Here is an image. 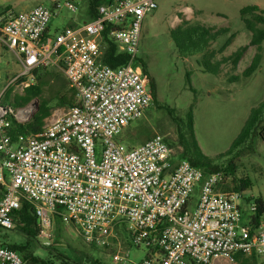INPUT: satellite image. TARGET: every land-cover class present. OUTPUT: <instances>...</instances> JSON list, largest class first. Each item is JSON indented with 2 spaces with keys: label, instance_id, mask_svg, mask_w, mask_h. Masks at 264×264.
Masks as SVG:
<instances>
[{
  "label": "built area",
  "instance_id": "1",
  "mask_svg": "<svg viewBox=\"0 0 264 264\" xmlns=\"http://www.w3.org/2000/svg\"><path fill=\"white\" fill-rule=\"evenodd\" d=\"M79 3L67 0L66 6L78 12ZM157 7L158 0H111L98 7L96 17L56 32L54 13L44 5L0 12V46L22 69L13 82L39 68H57L75 99L45 120L41 135H20L13 142L10 117L25 123L30 110L17 112L1 101L5 90L0 93V233L15 229L26 201L40 237L53 240L60 217L89 246L116 247L117 264L235 263L239 254L264 256L258 197L222 190L223 172L177 159L160 134L133 148L117 140L153 103L138 59L144 20ZM105 33L126 64L104 62ZM120 233L149 250L147 257L130 263L116 243ZM0 264L27 262L0 238Z\"/></svg>",
  "mask_w": 264,
  "mask_h": 264
},
{
  "label": "rangeland",
  "instance_id": "2",
  "mask_svg": "<svg viewBox=\"0 0 264 264\" xmlns=\"http://www.w3.org/2000/svg\"><path fill=\"white\" fill-rule=\"evenodd\" d=\"M66 2L67 0H0V12L20 13L37 5H44L54 13L52 32L89 20L85 1L80 0L78 12L70 11ZM254 5L264 10V0H158L157 9L148 14L143 23L139 57L147 64L149 74L154 79L157 101L174 110L176 117L181 119L185 132H188V114L193 111L195 137L202 153L209 159H215L230 149L251 111L264 102V41L259 69L251 77H243L256 49L250 46L252 34L245 26L241 10ZM184 20L195 27L229 28V32L211 44L208 54L212 55L213 62H219L248 46L238 67L234 68L231 61H227L221 66L219 74H212L204 72L199 64L204 55L181 57L171 34L182 26ZM260 27L264 28V25ZM232 35L235 36L232 43L222 51L225 42ZM49 70L50 79L44 86L41 97L29 101L23 97L24 89L34 83L33 78L26 76V81H20V77L13 82L22 69L13 53L0 49V93L5 90L1 101H4L6 92L11 90L9 104L17 112L21 109L30 110V116L23 122L30 121L36 113V101L39 104L42 99L51 98L66 81L59 69L52 67ZM235 76L240 79L232 82L231 78ZM9 83L12 84L7 88ZM15 98L21 100L23 105H15ZM62 111L63 108L53 110L52 115H58ZM179 133L177 122L165 109L157 108L153 102L145 116L132 122L117 140L122 141L126 147L133 148L160 134L170 144L177 159H180L182 147ZM237 165V176L251 181L252 186L245 191V195L264 199V141L260 136L254 137L250 149L241 155ZM245 223L246 218L243 217L242 224ZM55 228L53 240H46L39 235L37 239H29L16 228L2 230L0 238L9 245L29 243L28 247L34 256L48 262L45 264L83 263V259L91 255L104 264H117L113 261L116 247H95L94 250L84 241L77 227L65 220L56 222ZM119 238L116 243H120L124 254H129L130 263L142 261L150 252L144 247L137 248L128 243L127 236L123 233H120ZM244 258L250 259L246 256ZM212 264L241 263H229L222 259ZM250 264H264V256L257 257Z\"/></svg>",
  "mask_w": 264,
  "mask_h": 264
},
{
  "label": "trees",
  "instance_id": "3",
  "mask_svg": "<svg viewBox=\"0 0 264 264\" xmlns=\"http://www.w3.org/2000/svg\"><path fill=\"white\" fill-rule=\"evenodd\" d=\"M87 3V17L90 19L97 16V9L100 5L109 3L111 0H82ZM242 19L244 20L246 28L251 32L252 39L250 46L255 47L256 53L252 59L250 66L243 72L244 78L251 77L260 67L263 55H262V43L264 41V28L260 25H264V10L259 6H247L241 10ZM250 16L251 18H247ZM229 32V28L216 29L211 27L191 26L187 21L182 22V26H179L175 31H172V39L175 42L178 53L181 57L187 58L190 56L204 55L199 62L204 72L219 74L221 66L227 61H231L232 66L237 68L241 59L243 58L248 46L242 47L234 52L228 58H223L219 62L212 61V55L208 54L209 48L213 42H216L220 36ZM105 42L107 43V50L104 54V62L111 67H118L127 63V57L118 51L117 46L107 38V33L104 34ZM235 36L232 35L224 44L222 51L227 48ZM142 64L144 74L148 78L150 91L152 94L153 102L157 108L165 109L171 118L177 122L180 129V145L182 152L180 159L188 160L193 166L200 168L207 172H223L227 178L225 184L222 186L224 191H240L245 192L251 188V181L249 178H240L237 176L238 160L241 155L250 149L251 143L255 136H260L264 141V102L251 111L250 117L246 121L238 138L233 142L230 149L219 155L215 159L207 158L201 151L194 133L193 125V111L188 114V132H185L184 125L181 119L177 118L175 112L166 104H162L157 101L156 87L154 79L150 76L147 64L138 59ZM34 83L25 87L23 95L24 98L29 101L41 97L44 86L50 79L49 68H39L32 74ZM240 77L235 76L231 78V81H236ZM20 81H26V77H21ZM64 81V80H63ZM11 90H8L5 95L4 102L10 103L9 96ZM75 102L73 93L68 88L67 82L64 81L61 89L49 99H42L39 103V109L36 111L32 119L25 123H18L13 116L10 117L11 129L9 131L10 137L15 142L20 135L26 136H39L42 133V129L45 125V120L49 118L53 110L59 108H69ZM15 105H23V102L18 98L14 99ZM152 138V137H151ZM149 138V139H151ZM147 139V140H149ZM170 145V144H169ZM176 157V155H175ZM258 203V216H264V201L262 198H257ZM61 218H57V222ZM16 229L23 232L26 236L37 239L39 235V228L37 225L36 215L34 213L33 206L23 201L21 209L17 212L16 216ZM27 237V238H28ZM6 244V243H5ZM10 248L16 249L21 252L24 260L27 264H45L47 261L42 260L39 257L34 256L33 251L28 247L29 243L17 246L9 245ZM93 249L95 247L90 246ZM95 250V249H94ZM252 259V260H251ZM256 259L254 257L244 258L239 254L236 256V262L241 264H250ZM50 264V263H49ZM65 264V263H64ZM67 264V263H66ZM75 264H104L100 259L91 257H85L83 263ZM196 264V263H190Z\"/></svg>",
  "mask_w": 264,
  "mask_h": 264
},
{
  "label": "water",
  "instance_id": "4",
  "mask_svg": "<svg viewBox=\"0 0 264 264\" xmlns=\"http://www.w3.org/2000/svg\"><path fill=\"white\" fill-rule=\"evenodd\" d=\"M35 108H36V111L39 109L38 101L35 102Z\"/></svg>",
  "mask_w": 264,
  "mask_h": 264
},
{
  "label": "crops",
  "instance_id": "5",
  "mask_svg": "<svg viewBox=\"0 0 264 264\" xmlns=\"http://www.w3.org/2000/svg\"><path fill=\"white\" fill-rule=\"evenodd\" d=\"M0 11H1V10H0ZM0 49H2L1 46H0ZM260 198H261V197H260ZM262 199H263V198H262ZM263 201H264V199H263ZM255 259H256V258H255ZM214 262H215V261H214ZM214 262H213V263H214Z\"/></svg>",
  "mask_w": 264,
  "mask_h": 264
},
{
  "label": "bare ground",
  "instance_id": "6",
  "mask_svg": "<svg viewBox=\"0 0 264 264\" xmlns=\"http://www.w3.org/2000/svg\"><path fill=\"white\" fill-rule=\"evenodd\" d=\"M30 112V111H29Z\"/></svg>",
  "mask_w": 264,
  "mask_h": 264
}]
</instances>
